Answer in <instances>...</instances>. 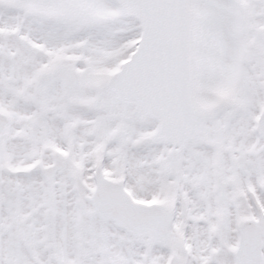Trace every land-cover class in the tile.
I'll list each match as a JSON object with an SVG mask.
<instances>
[{
	"label": "snow or ice",
	"instance_id": "snow-or-ice-1",
	"mask_svg": "<svg viewBox=\"0 0 264 264\" xmlns=\"http://www.w3.org/2000/svg\"><path fill=\"white\" fill-rule=\"evenodd\" d=\"M0 264H264V0H0Z\"/></svg>",
	"mask_w": 264,
	"mask_h": 264
}]
</instances>
